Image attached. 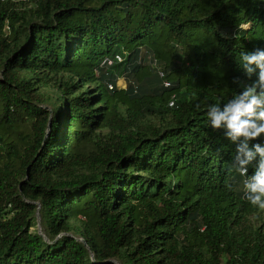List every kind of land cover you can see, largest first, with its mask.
<instances>
[{
	"label": "trees",
	"instance_id": "obj_1",
	"mask_svg": "<svg viewBox=\"0 0 264 264\" xmlns=\"http://www.w3.org/2000/svg\"><path fill=\"white\" fill-rule=\"evenodd\" d=\"M257 50L264 0H0V264H264L206 113Z\"/></svg>",
	"mask_w": 264,
	"mask_h": 264
},
{
	"label": "clouds",
	"instance_id": "obj_2",
	"mask_svg": "<svg viewBox=\"0 0 264 264\" xmlns=\"http://www.w3.org/2000/svg\"><path fill=\"white\" fill-rule=\"evenodd\" d=\"M240 59L249 76L253 71L249 66L259 68L258 84L253 83L243 94L235 93L222 105H207L206 113L213 130H225L226 138L238 144L233 166L240 176L245 177V198L264 210V147L259 143L250 145L251 141L258 140L264 134V111L257 115V110L264 108V50L241 53ZM257 88L260 89L259 94ZM257 120L261 123L257 124ZM254 163V171L249 175V167Z\"/></svg>",
	"mask_w": 264,
	"mask_h": 264
},
{
	"label": "rangeland",
	"instance_id": "obj_3",
	"mask_svg": "<svg viewBox=\"0 0 264 264\" xmlns=\"http://www.w3.org/2000/svg\"><path fill=\"white\" fill-rule=\"evenodd\" d=\"M152 64V63H151ZM151 66V65H150ZM153 66V65H152ZM120 84V83H119ZM120 85H122V83L120 84ZM110 89V88H109ZM39 222V221H38ZM39 230H40V226H39Z\"/></svg>",
	"mask_w": 264,
	"mask_h": 264
},
{
	"label": "water",
	"instance_id": "obj_4",
	"mask_svg": "<svg viewBox=\"0 0 264 264\" xmlns=\"http://www.w3.org/2000/svg\"><path fill=\"white\" fill-rule=\"evenodd\" d=\"M37 229H38V231H40V230H39V224H37Z\"/></svg>",
	"mask_w": 264,
	"mask_h": 264
}]
</instances>
